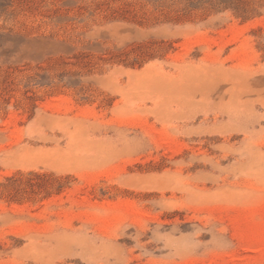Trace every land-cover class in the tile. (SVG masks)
Segmentation results:
<instances>
[{"label": "rangeland", "instance_id": "374dc122", "mask_svg": "<svg viewBox=\"0 0 264 264\" xmlns=\"http://www.w3.org/2000/svg\"><path fill=\"white\" fill-rule=\"evenodd\" d=\"M0 264H264V0H0Z\"/></svg>", "mask_w": 264, "mask_h": 264}]
</instances>
